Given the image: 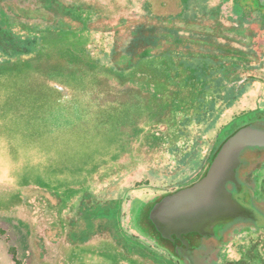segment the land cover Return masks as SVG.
I'll list each match as a JSON object with an SVG mask.
<instances>
[{"label":"rangeland","instance_id":"374dc122","mask_svg":"<svg viewBox=\"0 0 264 264\" xmlns=\"http://www.w3.org/2000/svg\"><path fill=\"white\" fill-rule=\"evenodd\" d=\"M226 2L3 0V33L14 12L35 26L0 50V264H227L241 222L191 261L130 234L139 201L201 179L214 141L264 129V74L241 81L264 40Z\"/></svg>","mask_w":264,"mask_h":264},{"label":"water","instance_id":"95a60500","mask_svg":"<svg viewBox=\"0 0 264 264\" xmlns=\"http://www.w3.org/2000/svg\"><path fill=\"white\" fill-rule=\"evenodd\" d=\"M250 150H264V129L249 125L238 130L222 144L203 178L154 205L149 218L163 239L180 241L178 258L191 261V245L184 239L190 234L221 240L239 222L264 228L254 192L238 175L242 155Z\"/></svg>","mask_w":264,"mask_h":264},{"label":"flooded vegetation","instance_id":"af4514ba","mask_svg":"<svg viewBox=\"0 0 264 264\" xmlns=\"http://www.w3.org/2000/svg\"><path fill=\"white\" fill-rule=\"evenodd\" d=\"M249 2H251V1L250 0H246V4L244 5V9L241 8V10H239L237 8V5H241L242 0H227L226 3L221 5V7H223L226 4H231L232 10L230 12L231 16H229V18L231 19V17H232L234 20H239L240 19L243 22V27H241L242 28V32H240V34H244V33L247 34L248 30L254 29L256 31L257 42H258V44H260L264 40V16H263L264 13H262L260 11H255V9L250 6ZM258 3H259V5L261 7L264 8L263 2L258 0ZM0 4H2V5H0V14L1 13L3 14L2 17L0 16V50H5V51L8 50V48H9L8 33H11V35L13 36V38L11 39L12 40L11 43H15L16 46H17V51H20L21 48L19 46V43H20L19 40L22 39L21 41H24V40L29 38V37L26 38L25 36H27V35H31L32 36V34L29 33L27 31V29H29V28L33 29L34 28L35 23H31V22L34 21L35 18L32 17L30 12L27 14V17H25L26 16L25 14H22V13L18 14L16 12H14V14L16 16L15 18L18 19V21H19L20 25H22V27H20V25H19L18 29H20V30H15L14 26H13V28L11 30L10 29L11 26H10L3 33L1 31V24L3 22L4 23L6 22V16L5 15H7V10L4 9V7H3V0H0ZM36 8H37V6L31 8V10H36ZM7 9L9 10V7ZM235 10L238 11L239 15H237L235 13ZM248 15L256 16V17L255 18L253 17L254 19L249 20L247 18ZM9 20L12 21V18H9ZM248 25L253 26V27L245 30L244 26L248 27ZM3 28H5V24L2 25V29ZM234 28L240 29V27H234ZM15 31H16V36L19 38V40L16 39V36H14L15 35L14 34ZM233 31H235V30H233ZM234 46L238 47V45H234ZM252 59L257 61L256 69L248 67L247 72L250 73V75L246 76L241 81H247L248 79L255 80V79H258L257 76H256L257 73L264 74V68H262L263 66L260 67V65H262L264 63V48L262 49V51H259L257 49L255 54L253 52ZM235 68H238V67H235ZM258 81L261 83L262 86H264V80H258ZM141 133L142 132H136V135H135L136 138L131 143H129L130 151H135V149H137L138 147H141V144H142ZM213 144L214 145H213V147L210 150V154H211L212 149H215L216 141H214ZM133 147H134V150H131ZM210 154H209V156H210ZM125 159H126V157L124 158L123 161H125ZM127 160H131V157L130 156L127 157ZM204 170L205 169L203 168L202 172L199 171L200 176H201V174L203 173ZM119 171H121V169H119ZM119 171L114 173V175H112V177L116 176L117 179H119V177H120V172ZM258 171H259V174L261 172H264V161L260 164V166L258 168ZM106 182H107V178H103V180L101 182H99L97 185H99L101 189L103 188V186H112L110 188V190L115 188V184H106ZM148 185H150V184H148ZM192 185H194V184H192ZM192 185H190V186H188L186 188H189ZM262 186L263 187L261 188L260 198L257 200V205L258 206H256V207H258L264 213V183L262 184ZM186 188H183V189H186ZM183 189L166 190V191H163L162 194L151 198L149 201H139L140 205H139V207L136 210H133V215L131 217V221H132V224H133L132 225L133 229H132V231H130V234L132 235V238L133 239L137 238L138 240L143 242V240H142L143 236L138 234L136 229H135V221H136V219L139 218L138 216H140L138 210H140V208L142 206H145V205L150 204V203H154L158 199L162 200L165 197L170 196V195H172V194H174V193H176V192H178L180 190H183ZM160 190H162V189H160ZM161 200L157 201V203H159ZM136 203L138 204V201L135 202L133 206H135ZM157 203H155L154 205H156ZM242 229H243V232H242L241 238L239 240H237V241L234 240V242H231L230 245H229L230 249L232 247H234V250L236 252H234L231 255L230 260L227 262V264H264V228H258V227L254 226V225H250V224L246 223V224L242 225ZM227 234H229V233H227ZM227 234H226L225 237H223L221 239L220 242H223V240L227 238ZM184 239L189 241V243L191 245V249L189 251H190V253L192 255L193 254H201L200 251H199L200 250L199 248L201 247V242L204 239L207 242H209L205 252H208L211 256H214L215 254H217V252H216L217 248H218L217 245L220 242L213 243V241H211V240H214L213 238H202V237H200L197 234H190V235L184 237ZM150 245L151 246L154 245L157 249H159L161 252H163L167 256L170 255L171 257H173V254H175L176 247L177 246H181L182 244L178 240H176L175 242H171V241H168V240L164 239L163 245H161V246L156 241H155V244H150ZM150 245L148 244V246H150ZM220 252H222V251H220ZM181 260L182 259H180V261ZM177 261L180 262L179 260H177Z\"/></svg>","mask_w":264,"mask_h":264},{"label":"trees","instance_id":"16d2710c","mask_svg":"<svg viewBox=\"0 0 264 264\" xmlns=\"http://www.w3.org/2000/svg\"><path fill=\"white\" fill-rule=\"evenodd\" d=\"M250 6L253 7L255 9V11H260L262 13H264V8L261 7L258 3V0H250ZM246 4V0H242L241 5H237V8L239 10L244 9V5ZM264 16V15H263ZM13 36L11 35V33H8V41H9V48L8 51H17V46L15 43H11ZM245 127V126H244ZM243 128V127H241ZM241 128L233 131V133L229 134V136H227L226 140L229 139L231 136H233L238 130H240ZM222 141V142H217L215 144V149H212L211 154L209 156V158L207 159V162L204 166V171L201 174V178H203L208 170L209 165L211 164L212 160L214 159L216 153L218 152V150L220 149V147L222 146V144L226 141ZM242 160L245 162L243 164V166L240 168L238 175H239V179L244 182L245 184H247L252 191L254 192L255 198H254V203L256 206L257 205V200L260 198L261 195V188L263 187L262 184L264 183V172H261L259 174L258 168L260 166V164L264 161V150L260 151V150H255V151H247L246 153H244L242 155ZM231 189V187H230ZM161 199H158L157 201H159ZM157 201H155L154 203H150L147 204L145 206H142L140 208V210H138L139 218L136 219L135 221V229L137 231L138 234H140L141 236L145 237V238H150L155 240L160 246L163 245L164 239H162L161 235L157 232L156 228L154 227V225L152 224V222L149 219V213L151 211V209L153 208L154 204L157 203ZM135 241H140L137 238H135ZM213 241V243H216L215 240H211ZM221 241V240H219ZM218 243V242H217ZM14 260H15V264H22V262L20 260L16 259V255L15 252L13 250H11ZM207 254V253H206ZM209 254V253H208ZM174 259H177L180 261L179 258H177L176 254H173ZM210 257V255L208 256Z\"/></svg>","mask_w":264,"mask_h":264}]
</instances>
